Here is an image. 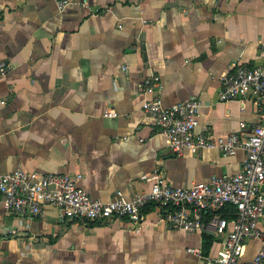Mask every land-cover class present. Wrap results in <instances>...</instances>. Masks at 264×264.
<instances>
[{
    "label": "crops",
    "instance_id": "obj_1",
    "mask_svg": "<svg viewBox=\"0 0 264 264\" xmlns=\"http://www.w3.org/2000/svg\"><path fill=\"white\" fill-rule=\"evenodd\" d=\"M57 1L0 0V173H79L89 197L109 200L147 191L142 177L152 172L184 188L240 168L242 151L173 153L142 104L197 99L196 131L248 133L262 98L219 101L218 80L231 65L260 62L264 0ZM148 75L158 77L150 93ZM158 217L149 204L137 227L117 218L60 223L50 205L16 218L0 203V264H211V231H202L213 237L202 255L200 233ZM259 227L264 234V211ZM258 245L248 239L241 260Z\"/></svg>",
    "mask_w": 264,
    "mask_h": 264
},
{
    "label": "built area",
    "instance_id": "obj_2",
    "mask_svg": "<svg viewBox=\"0 0 264 264\" xmlns=\"http://www.w3.org/2000/svg\"><path fill=\"white\" fill-rule=\"evenodd\" d=\"M74 0H59L63 7ZM260 62L252 65H231L219 80L218 100H239L246 95L262 98L258 121L246 134L228 132L211 135L196 131L197 111L201 103L189 99L163 107L158 97L147 99L143 111L151 117L157 133L164 137L167 147L175 154L186 149L196 154L202 149H217L224 155L242 151L240 168L232 174L212 176L188 187H172L157 172L144 175L150 181L147 191L126 199L115 191L109 200L89 197L77 183L81 174L28 173L16 168L0 173V203L3 210L16 218L40 215L45 205L57 210L58 222L78 220L82 223L108 222L124 219L133 226L141 225L145 207L158 209V220L169 229L184 232L209 230L217 237L214 254L206 259L211 264H264V234L259 221L264 211V41L259 43ZM5 71L6 65L0 63ZM158 85L156 75L143 80L144 91L150 93ZM103 117L114 118L113 109H104ZM243 127V124H239ZM124 139V138H123ZM231 205L232 217L220 218L214 212ZM13 234L14 229L6 230ZM248 239L259 245L247 261L241 256ZM189 252L197 253L195 249Z\"/></svg>",
    "mask_w": 264,
    "mask_h": 264
},
{
    "label": "trees",
    "instance_id": "obj_3",
    "mask_svg": "<svg viewBox=\"0 0 264 264\" xmlns=\"http://www.w3.org/2000/svg\"><path fill=\"white\" fill-rule=\"evenodd\" d=\"M218 217L229 219L232 217L233 214V207L231 205H227L226 207L214 212ZM201 237V246H200V252L202 255H206L212 242L213 237L211 234L207 232H200Z\"/></svg>",
    "mask_w": 264,
    "mask_h": 264
}]
</instances>
